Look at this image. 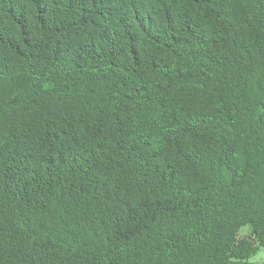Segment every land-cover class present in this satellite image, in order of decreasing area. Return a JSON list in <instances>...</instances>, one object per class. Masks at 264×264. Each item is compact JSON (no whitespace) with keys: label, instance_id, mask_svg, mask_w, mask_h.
Here are the masks:
<instances>
[{"label":"trees","instance_id":"obj_1","mask_svg":"<svg viewBox=\"0 0 264 264\" xmlns=\"http://www.w3.org/2000/svg\"><path fill=\"white\" fill-rule=\"evenodd\" d=\"M264 0H0V264H254Z\"/></svg>","mask_w":264,"mask_h":264},{"label":"rangeland","instance_id":"obj_2","mask_svg":"<svg viewBox=\"0 0 264 264\" xmlns=\"http://www.w3.org/2000/svg\"><path fill=\"white\" fill-rule=\"evenodd\" d=\"M254 264H264V248L252 259Z\"/></svg>","mask_w":264,"mask_h":264}]
</instances>
